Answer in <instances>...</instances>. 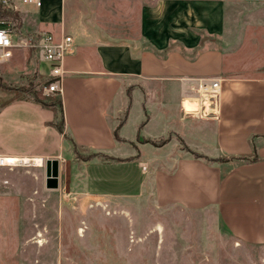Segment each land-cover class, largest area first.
<instances>
[{"label":"crops","instance_id":"obj_1","mask_svg":"<svg viewBox=\"0 0 264 264\" xmlns=\"http://www.w3.org/2000/svg\"><path fill=\"white\" fill-rule=\"evenodd\" d=\"M15 1L21 14L20 4L40 10L44 0L40 7ZM113 1L124 4V18L135 16L132 6L139 2L138 43L125 36L114 42L109 30L95 25L92 12L76 27L60 95L46 92L61 99L66 131L78 147L114 158L84 162L89 188L108 197L151 189L161 208H213L234 237L264 244V79L227 76L220 48L192 53L201 45L200 31L210 37L224 33L223 0ZM47 20V26L61 21ZM48 32L69 35L63 26ZM35 58L43 80L56 79L39 53ZM203 80L220 83L217 117L185 111V102L197 105L195 90ZM54 120V110L0 89V155L57 160L60 166L74 152ZM157 122L160 136L144 133ZM168 133L173 138L161 146L138 142ZM176 135L188 148L180 149ZM254 147L255 162L237 160L251 158ZM219 156L230 159L211 161Z\"/></svg>","mask_w":264,"mask_h":264},{"label":"rangeland","instance_id":"obj_2","mask_svg":"<svg viewBox=\"0 0 264 264\" xmlns=\"http://www.w3.org/2000/svg\"><path fill=\"white\" fill-rule=\"evenodd\" d=\"M223 2L224 33L210 37L200 31L201 45L192 53L220 48L227 76L264 79V0ZM123 5L113 0H44L40 10H31V6L20 4V40L62 26L76 40L81 19L94 12L95 25L109 30L114 42H123L125 36L134 45L133 41L139 40L140 4L137 1L132 6L133 18H124ZM50 18L61 21L47 26ZM35 54L24 46L8 60L0 58V89L23 98L35 90L43 100L54 101L57 95H48L37 86L46 81L37 70ZM144 133L160 136L162 130L157 122ZM171 138L173 133L153 139L140 137L138 142L161 146ZM176 138L180 149L188 148L181 137ZM67 141L74 154L59 166L57 189L46 187L45 164L0 168V264H264V244L234 237L213 208H161L151 189L127 197L93 192L84 173V159L93 152L74 148ZM211 158L220 162L230 159Z\"/></svg>","mask_w":264,"mask_h":264},{"label":"built area","instance_id":"obj_3","mask_svg":"<svg viewBox=\"0 0 264 264\" xmlns=\"http://www.w3.org/2000/svg\"><path fill=\"white\" fill-rule=\"evenodd\" d=\"M7 7L18 10L15 0H0ZM25 5L41 6L40 0H21ZM21 26V25H20ZM20 27L11 19H0V58L8 60L14 51L24 46L33 49L41 55L44 61L50 64V75L56 77L48 81L44 87L45 92L59 93L61 90V79L63 76V62L72 52L74 47L73 37L62 33L57 36L50 32H42L27 41L20 40ZM220 83L218 81L203 80L199 83L195 92L198 111H187L198 114L201 118L217 117L219 114ZM33 162L43 166L45 162L38 158H26L12 155H0V168H17L29 166Z\"/></svg>","mask_w":264,"mask_h":264},{"label":"trees","instance_id":"obj_4","mask_svg":"<svg viewBox=\"0 0 264 264\" xmlns=\"http://www.w3.org/2000/svg\"><path fill=\"white\" fill-rule=\"evenodd\" d=\"M4 18H8V19L13 20L16 25L21 23L20 13L18 11L14 10L13 8L5 6L4 4H2L0 2V19H4ZM48 84H49L48 81L47 82L40 81L37 84V86H41L42 88H44ZM28 94H29V98L31 100H33L34 102L39 103V104H41L44 107H47V108H50V109L54 110V112H55V120L53 122V126L56 128V130L60 134H62L64 136V138L66 140H69L73 144L74 148H77V145L74 143V141L72 140L71 136H69L68 132L66 131L64 110H63V105H62L61 99L58 98V99H56L54 101L43 100L40 97L39 92L35 91V90H30ZM58 95H60V94L58 93ZM123 122H124V119L120 122V126H121V124ZM118 130H119V127L116 129L114 134H115L116 139L119 140V137H118V134H117ZM138 140H140V137H138ZM147 142H149V141H147ZM165 143L166 142H163L162 144H165ZM155 144H156V142H155ZM253 152H254V155L251 158L240 157L237 160L241 161V162H255L257 160V152H256V148L255 147H254ZM75 154H76L78 159H81V157L78 156V153L76 151H75ZM194 155L197 158H203L202 155H198V154H194ZM97 157L100 158L104 162H108V161L114 160V158L112 156L107 155L105 153H99V152L93 153L91 156H88L84 160L85 161H89V160H91L93 158H97ZM211 161H214V160H211Z\"/></svg>","mask_w":264,"mask_h":264},{"label":"water","instance_id":"obj_5","mask_svg":"<svg viewBox=\"0 0 264 264\" xmlns=\"http://www.w3.org/2000/svg\"><path fill=\"white\" fill-rule=\"evenodd\" d=\"M46 166V187L57 189L59 185V162L57 160L47 161Z\"/></svg>","mask_w":264,"mask_h":264},{"label":"bare ground","instance_id":"obj_6","mask_svg":"<svg viewBox=\"0 0 264 264\" xmlns=\"http://www.w3.org/2000/svg\"><path fill=\"white\" fill-rule=\"evenodd\" d=\"M184 108L187 110V111H198L199 110V105L197 104H193V103H189V102H185L184 104ZM40 165V164H39ZM38 165V166H39Z\"/></svg>","mask_w":264,"mask_h":264}]
</instances>
